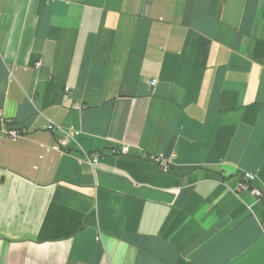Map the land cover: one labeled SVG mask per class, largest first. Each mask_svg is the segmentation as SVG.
<instances>
[{"label": "crops", "instance_id": "1", "mask_svg": "<svg viewBox=\"0 0 264 264\" xmlns=\"http://www.w3.org/2000/svg\"><path fill=\"white\" fill-rule=\"evenodd\" d=\"M0 115V264H264V0H0Z\"/></svg>", "mask_w": 264, "mask_h": 264}, {"label": "built area", "instance_id": "2", "mask_svg": "<svg viewBox=\"0 0 264 264\" xmlns=\"http://www.w3.org/2000/svg\"><path fill=\"white\" fill-rule=\"evenodd\" d=\"M38 65V63H37ZM156 85V80L150 81V86L154 87ZM0 125L4 127L2 131L10 138L16 139L25 134V130L22 127H16L9 121L4 120L0 115ZM47 129L49 131H59L61 133V138L58 140L57 148L60 150L68 149L69 142L73 140L74 131L71 128H64L58 126L52 122H49L47 125ZM125 151V150H124ZM87 162L93 166L97 163L99 155L96 153L85 155ZM151 161L156 163L159 169L162 172H168L170 170L169 162L164 159L161 155H154L149 157ZM255 180V175L250 172H243L240 175L239 181L237 183V190L239 191H247L251 195H253L256 199H264V189L257 188L251 185V183ZM264 229V224H263Z\"/></svg>", "mask_w": 264, "mask_h": 264}]
</instances>
